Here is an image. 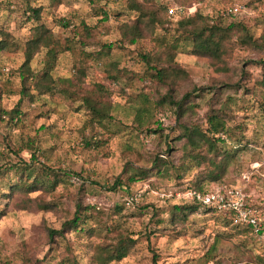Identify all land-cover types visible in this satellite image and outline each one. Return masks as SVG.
<instances>
[{"label":"rangeland","instance_id":"1","mask_svg":"<svg viewBox=\"0 0 264 264\" xmlns=\"http://www.w3.org/2000/svg\"><path fill=\"white\" fill-rule=\"evenodd\" d=\"M172 1L153 4L165 10L180 6L183 14L166 18L167 31L156 27L130 46L117 42V27L135 17L127 0H59L58 5L30 0V7L41 9L38 21L26 19L24 0H0V29L10 34L8 47L0 53V109L18 104L20 114L17 121L0 120V264H95V245L115 241L117 233L135 244L124 259L111 264H264V49L234 42L227 70L221 72L208 59L190 55L184 36H172L176 19L194 10L224 26L227 20L220 12L240 6L243 13L237 21L253 41L264 44V0H204L187 6ZM102 13L106 20L101 22ZM59 19L69 22L67 28L58 25ZM80 23L92 28L90 36ZM37 25L68 47L51 69L53 79L71 78L74 69L83 68L81 90L104 86L110 109L102 127L90 121L78 98L58 82L51 97L31 92L28 99L20 94L16 69L24 60L23 43ZM103 44L111 48L93 59L85 56L95 55ZM162 45L175 52L174 62L187 76L174 96L189 94L193 111L179 118L167 106L152 104L164 90L149 79L139 57ZM43 52L35 55L31 70L40 69ZM111 63L125 70L114 81L109 80L114 74ZM7 70L8 75H1ZM210 111L217 112L228 129L220 150L236 153L221 180L205 182L202 188H238L258 221L257 232L234 229L244 226L231 218L226 224L225 217L201 207L184 220H172L168 212L171 206H185V190L205 170L181 164L178 127L205 130ZM154 158L165 164L159 174L151 170L145 180L127 182L137 169H152ZM23 166L28 169L21 183L37 178L52 186L25 194L8 190ZM59 172L72 174L61 182ZM75 203L87 208V226L95 234L71 232L48 239L46 230H58L69 220ZM42 204L48 209H38Z\"/></svg>","mask_w":264,"mask_h":264},{"label":"trees","instance_id":"2","mask_svg":"<svg viewBox=\"0 0 264 264\" xmlns=\"http://www.w3.org/2000/svg\"><path fill=\"white\" fill-rule=\"evenodd\" d=\"M26 2L25 11L28 16L26 19H32L33 21L39 20L40 7L32 8L28 5L30 0H24ZM37 1V0H32ZM52 5H58L59 0H48ZM204 0H173L179 4L201 3ZM127 9L135 13V17L129 22L120 24L117 27L119 33V44L135 45L139 40L143 38L144 33L153 31L154 28L159 27L164 32L167 31L164 25L169 23L167 19L175 16H167L164 8L156 7L153 4V0H127ZM180 7V6H178ZM164 12V16L163 13ZM102 21L106 20V16L102 13ZM178 17V16H177ZM237 16L226 17L227 23L224 26L218 25L213 21V18L208 15L202 14L198 10H194L189 16H183L176 19L172 28V36L175 38L182 37L190 45L189 54L196 57L206 58L210 61V64L217 71H225L226 60L230 55V51L233 48V43L238 42L247 47H260L264 49V44L258 45L256 41H253L249 36L245 26L241 21H237ZM58 25L62 28H67L69 22L63 19L57 21ZM86 33V36H90L92 28L84 26L80 23ZM151 30V31H150ZM232 37L236 40L231 41ZM10 34L4 29H0V53L5 51L9 45ZM67 41V40H66ZM69 43V41H68ZM85 45V44H84ZM95 55L92 53L85 56L94 57L100 56L103 48L110 49L111 44L101 45ZM44 50L41 67L39 70H31L30 64L35 55ZM68 51V47L62 46L60 42L53 36V34L43 27L42 25L35 26L30 33V37L23 43L22 53L24 54L23 62L16 69L17 76L20 80V94L28 99L32 98L31 92L36 96H49L53 95V85L58 82L70 89V92L78 98L85 111L90 116V121L96 123L102 127L103 121L108 118V112L110 109V103L107 101L105 88L102 84H92L90 90H81L82 81L85 77L83 68H76L73 71L71 78H57L51 77V69L55 64L58 56ZM140 60L146 65L147 75L150 80L154 81L159 89L164 90V94L156 96L153 99L152 104L156 108H162L167 106L172 109L179 118L183 115V112H192L193 107L189 104V94H184L179 99L174 96V92L178 93V88L181 82L187 79L185 72L175 62V52L170 50L166 45L160 46L155 52H143L139 54ZM262 67L264 64L261 65ZM110 69L114 73L109 76V80L114 81L117 75L123 73L125 70H118L116 64H110ZM10 72L7 70L4 74L8 75ZM264 87V76L260 82ZM177 98V99H176ZM144 98L141 97L140 105L144 107ZM264 110V106H263ZM18 104L10 110L0 109V120H6V122L17 121L19 117ZM207 128L202 130L199 126H192L189 128L179 126V133L176 138L177 141H182L180 151L181 161L186 167H199L205 166V170L199 173V176L195 177L192 182L191 188H187L185 191H195L202 194H208L213 192V189L205 190L202 188V184L215 183L221 180L224 176L229 164L234 160L236 150H220V145L223 144V135L227 134V128H225L224 121L221 119L217 112L210 111L206 116ZM92 125V123H91ZM84 144L89 147L91 145L90 140H84ZM203 153V154H201ZM165 166L164 162L160 158H154L152 161V169H137L135 173H132L127 178L128 183H132L137 180H145L148 177V173L154 170L156 174H159L161 169ZM28 166H23L19 169L17 180L9 187L11 192L29 193L36 190H46L47 187L52 185L48 184V181H42L34 178L29 184L24 185L22 182L23 170H27ZM44 168L43 175H46L48 169ZM69 172H59L60 181H63V177L70 176ZM77 175V174H74ZM47 176V175H46ZM57 176H55L56 178ZM116 182V181H115ZM118 182H116L117 184ZM113 184V185H116ZM112 189V188H110ZM6 195V194H5ZM185 206H171L168 212L171 214L172 220H184L188 214L195 212L198 208L218 214L208 207H202L200 204L185 201ZM24 209V208H22ZM38 209L47 210L48 206L42 204L38 206ZM116 209L117 208L116 206ZM87 208L82 207L79 203H75L74 211L69 220L64 221L58 230L47 229L46 234L48 239L61 238L65 233H79L87 237H91L95 234V230L87 226L88 215ZM223 218H229L228 214H220ZM231 220V219H230ZM226 219L224 223L228 224ZM159 221V220H158ZM237 230H249V227L243 228L233 227ZM135 244V240L129 236L117 233L115 241L108 243H98L94 247L92 254V260L95 264H111L120 262L124 259L129 250ZM154 259V256L152 257Z\"/></svg>","mask_w":264,"mask_h":264},{"label":"built area","instance_id":"3","mask_svg":"<svg viewBox=\"0 0 264 264\" xmlns=\"http://www.w3.org/2000/svg\"><path fill=\"white\" fill-rule=\"evenodd\" d=\"M242 13V7L230 6L220 12V16H240ZM181 14H183L181 7L172 6L166 10L167 16L177 17ZM182 198L185 201L198 203L202 207H208L218 214H228L233 222L249 227L253 232L259 230L258 221L247 209L245 195L238 188L216 189L208 194L187 191Z\"/></svg>","mask_w":264,"mask_h":264}]
</instances>
